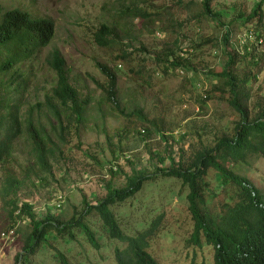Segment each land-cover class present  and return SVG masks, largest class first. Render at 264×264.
Here are the masks:
<instances>
[{
	"label": "rangeland",
	"instance_id": "1",
	"mask_svg": "<svg viewBox=\"0 0 264 264\" xmlns=\"http://www.w3.org/2000/svg\"><path fill=\"white\" fill-rule=\"evenodd\" d=\"M263 1L211 0L218 21L230 30L225 46L220 40L223 28L200 15L201 0H0L2 11L19 8L33 17L50 18L54 25L49 45L36 50L20 66L27 82L18 97L21 110L45 102L51 94L56 77L47 58L55 48L64 58L70 84L76 87L79 97L88 98L90 103L83 120H76L74 115L62 117L65 129L61 151L51 158L49 172L30 173V178L16 189L12 196L15 205L20 209L24 203L29 204L36 220L70 222L85 205L99 203L106 196L109 183L113 189L125 185L124 175L112 177L110 169L128 175L134 170L152 175L159 168L175 167L180 161L187 164L195 151L214 147L222 136L231 137L239 114L229 103L228 90L221 92L216 74L226 66V52H230L237 59L236 72L240 76L249 73L252 78L246 84L251 94L246 106L252 115L254 102L264 98V3L262 25L257 18L247 20L254 6ZM134 7L145 9L146 17L127 14V8ZM102 24L114 30L113 45L106 48L97 46L93 39ZM206 38H214L216 45H206L202 52L190 55L195 60L193 69L183 68L181 74L176 71L178 67H173L172 72L159 76L160 60L155 57L164 44L175 53L180 47L184 54L186 48ZM121 42L130 44L128 50L132 56L135 54L132 66L144 67L145 76L153 74L151 88H140L128 74V66L113 61ZM96 62L107 64L116 72L120 99L128 95L131 101H140L148 123L115 115L99 103L103 93L97 82L104 85L106 80L95 67ZM50 120L55 123L47 108L42 109L40 122L54 135ZM144 129L149 130L148 136L142 132ZM55 141L59 142L57 136ZM26 147L24 138L17 139L13 155L22 167L33 164L23 150ZM167 154L172 160L160 163L158 156ZM247 168V178L262 188L264 160ZM15 173L23 177L20 167ZM1 180L0 173V189ZM208 181L211 188L219 187L213 171ZM179 191L177 180L159 177L145 183L130 203L127 200L110 208L127 234L146 228L157 215L164 214L162 229L151 250L159 264H211L212 247L203 240L198 244L189 241L193 225L185 210L186 191ZM6 218L0 195V264H14L21 251L20 232L29 220L19 215L11 225ZM86 219L99 244L98 250L76 228L71 231L73 238L50 232L34 262L56 264V254L63 252L74 258L75 264H112L115 249L124 244L111 239L95 215Z\"/></svg>",
	"mask_w": 264,
	"mask_h": 264
},
{
	"label": "trees",
	"instance_id": "2",
	"mask_svg": "<svg viewBox=\"0 0 264 264\" xmlns=\"http://www.w3.org/2000/svg\"><path fill=\"white\" fill-rule=\"evenodd\" d=\"M262 3L264 1L254 6L247 21L254 17L262 25ZM200 10L201 16L209 17L208 21H215L217 26L223 28L220 40L226 46L230 40V30L218 21L211 9V0H201ZM127 12L139 18L147 15L145 9L140 7L127 8ZM174 24L176 22L173 23V28ZM249 35L252 36L251 32ZM53 36L54 25L50 18L33 17L19 8L5 11L0 8V195L7 224L12 225L19 215H25L29 220V224L20 232L21 251L15 256L14 264H37L33 258L42 244L47 242V235L54 232L61 237L68 235L73 238V228L84 233L90 246L98 250L99 244L90 229L89 220L86 219L90 214L101 221L111 239L124 244L122 248L115 249L112 264H159L151 250L162 229L164 214L157 215L146 228L127 234L110 208L120 206L127 200L130 203L145 183L159 177L177 180L179 192L186 191L185 210L188 211L189 221L193 225L189 241L198 244L203 240L212 247L211 264H264V181L262 188H259L246 176L248 166L259 159L264 160V98L254 102V113L250 115L246 102L251 94L246 84L252 78L249 73L240 76L236 72L237 59L230 52H226V66L216 77L221 92L228 90L229 103L239 114V121L235 124L231 137L222 136L214 147L195 151L187 164L180 161L177 166L159 168L152 175L135 170L128 175L122 170L110 169L112 177L118 173L124 175L125 185L113 189L109 183L106 196L96 205H85L70 222L36 220L29 204L24 203L20 209L15 205L12 196L16 189L30 178V173L49 172L51 158L61 151L65 129L62 117L74 115L76 120H83L84 114L90 109L88 98L79 97L76 87L70 84L64 58L55 48L47 58V63L56 77L51 94L46 96L45 102L36 103L25 111L21 110L22 104L18 97L23 93L27 82L26 77L21 74L20 66L36 50L49 45ZM113 36L114 30L102 24L93 34V39L97 46L106 48L113 45ZM215 43L214 38H206L186 48L187 52L184 54L180 47L175 53L171 46L164 44L163 50L155 57L160 60L159 76L164 77L172 72L173 67H178L176 71L181 74H184L183 68L193 69L195 60L192 56L198 51L202 52L204 46L216 45ZM120 45L113 61L126 64L128 74L140 88H151L153 74L145 76L144 67L132 66L135 54L132 56V52L128 50L130 44L121 42ZM95 67L106 80L104 85L97 82V87L103 93L99 103L108 106L115 115L148 123L144 105L140 101H131L128 95L124 100L120 99L116 72L100 62H96ZM137 92L140 94L139 90ZM44 108H47V112L55 120V123L50 120L51 132L55 136L40 122ZM142 132L145 136L149 135L148 129ZM56 136L59 142L55 141ZM19 138L26 141L27 147L23 150L33 161L31 166H20L13 155ZM166 159L172 160L169 154L158 156L160 163ZM19 167L23 177H18L15 173L16 170L19 171ZM210 171L214 172L218 180L217 189L210 187ZM15 211L19 213L15 214ZM55 261L56 264H75V259L63 252L56 254Z\"/></svg>",
	"mask_w": 264,
	"mask_h": 264
}]
</instances>
